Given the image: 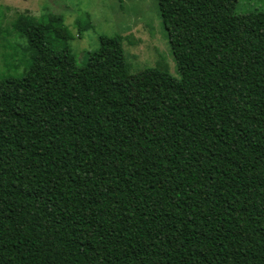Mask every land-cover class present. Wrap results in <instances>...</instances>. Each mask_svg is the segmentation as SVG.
Here are the masks:
<instances>
[{
	"label": "trees",
	"instance_id": "1",
	"mask_svg": "<svg viewBox=\"0 0 264 264\" xmlns=\"http://www.w3.org/2000/svg\"><path fill=\"white\" fill-rule=\"evenodd\" d=\"M156 2L178 74L141 138L122 37L78 64L61 16L18 15L67 55L0 78V264H264V8Z\"/></svg>",
	"mask_w": 264,
	"mask_h": 264
},
{
	"label": "rangeland",
	"instance_id": "2",
	"mask_svg": "<svg viewBox=\"0 0 264 264\" xmlns=\"http://www.w3.org/2000/svg\"><path fill=\"white\" fill-rule=\"evenodd\" d=\"M262 8L264 0H238L236 6L237 11ZM21 13L35 19L50 13L61 16L72 36L67 50L78 64H83L87 53L97 47L99 35H120L133 73L130 83L133 135L141 138L159 131L155 117L148 120L145 114L153 105L157 112L153 70L157 66L171 75L178 73L156 0H0V78L28 76L35 68L42 75H49L51 58L67 55L64 49L49 48L39 26L28 25L20 30L16 21ZM78 20L89 26L81 36L77 34ZM51 37L55 40L53 34ZM82 78L92 79L85 73ZM8 229H4V234Z\"/></svg>",
	"mask_w": 264,
	"mask_h": 264
}]
</instances>
